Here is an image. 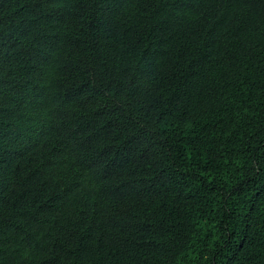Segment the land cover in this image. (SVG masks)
Returning a JSON list of instances; mask_svg holds the SVG:
<instances>
[{"label": "trees", "instance_id": "16d2710c", "mask_svg": "<svg viewBox=\"0 0 264 264\" xmlns=\"http://www.w3.org/2000/svg\"><path fill=\"white\" fill-rule=\"evenodd\" d=\"M0 264H264V0H0Z\"/></svg>", "mask_w": 264, "mask_h": 264}]
</instances>
